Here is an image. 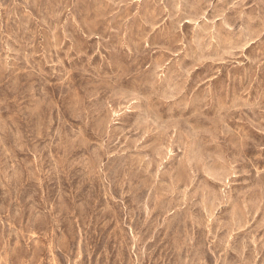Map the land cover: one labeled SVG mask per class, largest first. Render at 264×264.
<instances>
[{
	"label": "rangeland",
	"instance_id": "rangeland-1",
	"mask_svg": "<svg viewBox=\"0 0 264 264\" xmlns=\"http://www.w3.org/2000/svg\"><path fill=\"white\" fill-rule=\"evenodd\" d=\"M0 264H264V0H0Z\"/></svg>",
	"mask_w": 264,
	"mask_h": 264
}]
</instances>
